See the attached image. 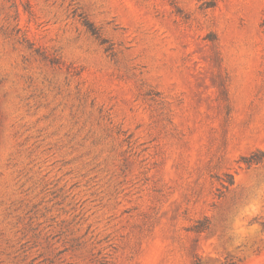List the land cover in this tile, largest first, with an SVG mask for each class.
Returning <instances> with one entry per match:
<instances>
[{"label": "rangeland", "instance_id": "obj_1", "mask_svg": "<svg viewBox=\"0 0 264 264\" xmlns=\"http://www.w3.org/2000/svg\"><path fill=\"white\" fill-rule=\"evenodd\" d=\"M202 1L0 0V264H264V0Z\"/></svg>", "mask_w": 264, "mask_h": 264}, {"label": "trees", "instance_id": "obj_2", "mask_svg": "<svg viewBox=\"0 0 264 264\" xmlns=\"http://www.w3.org/2000/svg\"><path fill=\"white\" fill-rule=\"evenodd\" d=\"M216 0H203L201 4V8L208 10L215 6ZM258 153L252 154L248 158H244V163L246 164L247 168L250 169L253 166H256L261 163L260 159H257ZM234 184L233 178L230 179L229 185L232 186ZM227 189V187H225ZM196 264H201L200 261H197Z\"/></svg>", "mask_w": 264, "mask_h": 264}]
</instances>
